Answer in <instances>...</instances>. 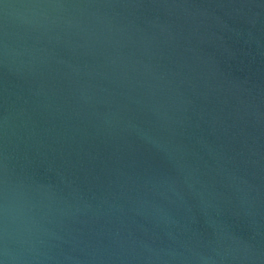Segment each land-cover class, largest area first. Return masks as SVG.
Listing matches in <instances>:
<instances>
[{"label": "water", "instance_id": "95a60500", "mask_svg": "<svg viewBox=\"0 0 264 264\" xmlns=\"http://www.w3.org/2000/svg\"><path fill=\"white\" fill-rule=\"evenodd\" d=\"M0 264H264V0H0Z\"/></svg>", "mask_w": 264, "mask_h": 264}]
</instances>
